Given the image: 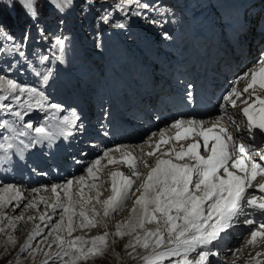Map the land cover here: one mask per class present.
I'll list each match as a JSON object with an SVG mask.
<instances>
[{"label": "snow or ice", "instance_id": "1", "mask_svg": "<svg viewBox=\"0 0 264 264\" xmlns=\"http://www.w3.org/2000/svg\"><path fill=\"white\" fill-rule=\"evenodd\" d=\"M35 0H21L29 15L36 17V9L34 7ZM129 3H135L137 11L133 14L140 15L142 10L149 8L146 3H141L140 0H128ZM50 3L59 11L63 12L65 8L72 4V0H50ZM117 7H121L117 5ZM105 23L108 22L107 17H104ZM123 23H118L115 27H124ZM2 31V30H0ZM27 39V36L25 37ZM54 46L61 51L64 49L65 40L57 38ZM13 52L18 54L21 58H25V53L20 50L18 45L13 46ZM47 56L41 58L40 63L48 60ZM57 60L62 62V57L57 56ZM258 67L250 69L245 72L240 79H245L250 76V80L242 92L235 87L223 96V100L230 103L233 107L237 106L236 99L241 97L243 93H249V89H253L250 96H255L254 100L245 99L243 107L240 109L242 115L247 120V129L249 133H259L264 139V97L256 95V86L259 89H264V51L261 52L257 61ZM35 75L41 77V85L46 84L50 78L51 70L47 74L36 72ZM27 94L29 97L38 95L39 100L35 104H27L25 112L17 111L16 107L21 105V98ZM44 93L39 91L36 87L22 85L12 78H7L0 74V114L9 115L14 121L0 120V129H4L8 135L3 136V141L0 142V149L6 153L14 147L9 140H15L19 137L27 135L24 129H33V124L28 122L21 124L18 130L12 125L24 120V116L32 108H41L42 101L45 100ZM50 108L56 109L60 106L57 104H50ZM223 108V105H221ZM66 119V118H65ZM177 129L173 139L181 140L192 136L199 137L203 141V151L207 155H202L198 150L200 145L198 142L188 143L186 149L181 146L179 151H174L177 160H183L185 157L194 163H173L171 159H157L155 166L147 174L144 182L141 185L140 195L136 197L133 205V212L140 209L139 226L143 227L145 220L149 223L153 221L162 220L164 224L163 231L160 228L149 230L145 232L144 239L141 240L139 236L136 237L137 244L147 248L149 247L150 238H154L151 242L155 248H160L164 244V232L167 233V244L173 245L166 249V251L155 254L156 259H163L168 256H179L180 250L183 248L185 255L195 249L205 248L212 245L225 230L232 227L234 221L238 222V218L245 213L246 208L254 211L258 210L260 214L264 215V196L257 197L249 194L248 189L252 187V181L259 175H264V166H261L251 157L256 155L254 151H250L244 143H236L235 138L231 135L229 130L220 123V120H215L211 127L203 126L202 121L197 120H176L172 125ZM255 130V133H254ZM35 133L43 134L44 127H35ZM161 140L163 143H168L165 139V133L161 131ZM39 140H32L30 143H25L20 140L19 143L26 149ZM211 142V143H210ZM159 146V145H158ZM105 153V157H107ZM152 155V153H148ZM260 160H264V155H260ZM125 163L129 166H135V158L131 153H126L124 158ZM247 161V163H246ZM113 160L109 159V163ZM100 163L97 159L89 166L86 171L89 176L94 175V167ZM147 167V164H146ZM236 169L242 175L230 171ZM99 169H96L98 172ZM112 195L103 201L104 215L109 214V209L113 212L122 208L124 202L133 194L132 187L134 180L130 177L123 176L120 172H113L112 174ZM133 177L138 178L139 173L133 171ZM119 178V179H117ZM80 178V183L83 181ZM73 181H68L66 188L70 189ZM95 188L96 185H90ZM259 191L264 193V184L258 185ZM11 191V186L4 189V192ZM52 191L55 193L57 188L53 186ZM68 194L67 192L65 193ZM83 193L81 192V196ZM19 191L9 198H20ZM71 200V198H69ZM5 197L0 194V205L3 204ZM99 202V201H98ZM152 206L151 208L149 206ZM35 207L34 204L30 205ZM61 205H50L55 210V207ZM65 212H72L71 203L68 206H62ZM159 213V217L156 215ZM80 216L84 217L86 223L81 227L93 226L94 220L88 219L86 210L81 208ZM95 215V213H93ZM41 220L45 217L41 216ZM247 225H253L250 232L249 244H255L259 239H264V222L258 226L253 219H245ZM135 226H133L134 228ZM71 218L69 219L68 232L71 235ZM127 233L120 231V225H117L116 236H123ZM108 233L105 232L101 236L93 237L91 241H84L82 237H76L74 240L68 241L69 247L74 251L75 260L85 259L90 256L100 255L102 247L106 245V238ZM32 238L31 236L29 237ZM11 239V238H10ZM58 247L63 246V239L57 237ZM80 244L91 243V247L85 249L78 247ZM132 246V245H126ZM64 255H68L67 252ZM217 255L216 252L209 250H200L198 259L196 261H189L186 258L179 262V264H208L209 257ZM260 255V253H257ZM59 256V254H57ZM146 264H152V260L145 257Z\"/></svg>", "mask_w": 264, "mask_h": 264}, {"label": "rangeland", "instance_id": "2", "mask_svg": "<svg viewBox=\"0 0 264 264\" xmlns=\"http://www.w3.org/2000/svg\"><path fill=\"white\" fill-rule=\"evenodd\" d=\"M45 2L48 7L46 6ZM45 2L44 0H35L34 6L36 7L37 22L36 24H32L31 20L27 19V16L29 15L24 4L21 3V0H0V5H6L7 10L12 14L11 16H15L21 23L17 25L16 31L12 30L11 28L8 29L2 22V16L0 14V30H2L0 31V74L5 75L7 78H12L22 85L25 84L23 81L29 80L32 77L37 79L34 76L35 73L39 71L41 65H45L46 67L48 66L47 60L44 61L43 64L40 63L41 58L46 56V42L48 45L49 42H51L52 46H54L57 37L62 39L63 35L65 36L66 34H70L72 32L71 29H68V27L63 24L61 19L59 21L57 17L54 18L52 15L53 13H48V9L52 5L50 0H45ZM106 2L112 7L109 5H104L100 8L101 12L104 13V17H107L109 21V15L112 13L110 8H114V5H120L122 9H125L126 5L128 4L133 5V7L136 5L135 3H129L128 0H106ZM20 4L24 12L17 13L19 9H17L16 5ZM123 11L125 12V10ZM124 12L120 11L121 14ZM80 14L82 15V19L86 20L84 17H87L88 14L86 15L85 10H81V7ZM22 20H25V23L21 22ZM88 20L89 22H86V24L84 23V28L87 38L92 40V38L95 37L93 35L95 19ZM39 31L42 32L41 35ZM26 36L27 39H25ZM43 37L46 38V42H44L45 40ZM42 42L45 45L42 44ZM14 45H18L20 50L27 54L29 57L27 63L23 62L27 56H25V58H21L18 54L13 52ZM0 120H3L2 114H0ZM93 189H97V187ZM97 191L101 192L100 189H97ZM0 192V194H2V191ZM100 200L104 201L102 198H100ZM93 201L97 203L95 199ZM66 205L67 203H65V206ZM91 205H93V203ZM4 208V206H0V264H51V258L58 250L57 239L52 240L50 235H40L37 233L34 235L35 237L33 236L32 239L25 241V234L32 226L30 228H27V224L22 226V222L18 223L17 220H15L18 215L15 214L13 219L11 215L9 216V214H7L8 210ZM27 212L28 211H26V213ZM93 213H95V215H93ZM86 215L88 219L94 220L96 226L81 227V225L86 223V221L84 218H80V216L75 215L74 222L79 223V228L72 227L71 235H69L68 231V235L66 233H64V235L62 232V239L64 241L63 244L67 245V240L73 238L74 235H76V237H82L84 241L90 242L93 237L101 236L105 232L108 233L110 229L112 233L113 231L115 232V229L117 230V225L123 226V222H119L114 225V229V227L110 225L111 219L108 217V221L105 223L103 222L102 224V222L98 219L100 214L97 213V211L86 212ZM120 216L119 214H116L114 219L116 221H120L122 219V216ZM99 226L104 229L100 230L98 228ZM156 226L157 224H155L154 228H156ZM159 227L160 226H157V228ZM150 228L147 227L145 231L142 229L141 232L138 231L135 233L133 235L135 236L134 240H131L132 237L129 238L127 236L123 240L113 241L109 240L107 236L106 245L102 247V253L100 255L90 256L87 260L80 259L75 262V264H146L144 259L145 257L150 258L152 260V264H161L163 259H156L155 255H151L156 251V248L151 242L154 240V238H150L149 247L147 248L140 246V244H137L136 242V237L139 236L141 240L144 239L143 237L145 232L149 231ZM154 228L151 230L154 231ZM126 245L132 246L126 247ZM91 246V243H84L80 244L79 247L87 249ZM70 256H73V254ZM71 263L72 262H66L63 264Z\"/></svg>", "mask_w": 264, "mask_h": 264}, {"label": "bare ground", "instance_id": "3", "mask_svg": "<svg viewBox=\"0 0 264 264\" xmlns=\"http://www.w3.org/2000/svg\"><path fill=\"white\" fill-rule=\"evenodd\" d=\"M74 4H75L74 3V0H72V4L70 6H72ZM250 54L248 56H246V63H247V60L249 58H252V55H250ZM236 69L238 70L239 68H236ZM109 174H110V171L108 169H106V171L104 173V178H106ZM111 183H112V181H111ZM93 184H94L93 181L89 182V186L90 185H93ZM105 184L106 185H109V182H107ZM141 185L142 184L139 185V189L138 190H135V191L132 192L133 194H132V198L130 199V202L126 203L125 204V207L126 208L122 212L119 213V216L120 215L122 216V219L120 221H116L114 219L115 216H116V212H113L111 209H109V214L107 216L103 215L104 214V206H103V203L102 202L100 203L101 205L98 204V203H96V202L95 203L93 202L94 204L91 205L90 204V198L86 199L87 202L90 205L89 207L93 211H97V213L100 214V216H98V219H99V221L102 222V224H103V222L104 223L107 222L108 221V218H110L111 219L110 220V223L113 224L112 226L115 229V226L114 225L116 223L123 222V226H120V231L121 232L122 231L123 232L125 231L124 233H127V234L126 235H123V236H116L115 235L116 229H115L114 234L112 233V231L110 229L108 231L109 234L107 235L109 240H114V241L119 240L120 241V240H123L127 236L129 238L132 237L131 240H134L135 239V236H133V235L135 233H137L138 231L141 232L142 229H144V231H145L147 229V227L150 228L152 226V223L153 222H154L153 223L154 225L157 224V226H161V224L159 223V221H153V222L149 223L147 221V219L145 220V222L143 224V227H140L139 226L140 209L137 208V211L134 213L133 212V205H134V201H135L136 197L140 195V191L142 190L141 189ZM103 186H104L103 183H100V184L96 185L97 189H100L101 191H102ZM5 188H7V187L6 186H1V189H3V190L0 189V191H2V194L5 197V200L3 202V205H0V206H4L5 207L4 209L8 210L7 214H9V216L11 215V217L13 219H14V215L15 214L18 215L15 220H17L18 223L22 222L21 223L22 226H24L25 224H27L28 225L27 228H30L31 226L33 227V225L35 224V222L38 221V218H37L38 209L45 202V200L48 197V194H41V193L35 192V193L30 194L28 196V199L26 201L25 200L11 199V201L9 202V198L12 197V196H14V195H9L8 192H4V189ZM79 189H80L79 187L76 188L74 186L75 193H78L80 191ZM97 189H93L92 188V191L90 193H88V195H90L89 197H92L94 195L95 201H99L100 200L99 192L97 191ZM65 203L63 205H61V207L62 206H65ZM32 204H34L35 207H31L30 205H32ZM66 206H68V204ZM149 207L151 208L152 206L150 205ZM26 211H28V212L26 213ZM156 215L159 217L160 214L159 213H156ZM70 218H71V220H73L71 216L68 217L66 221H63V219H62L63 222L61 223L60 227L58 228V231H56V227H54V228H52L50 230L46 229L45 232L43 233V235L44 234L47 235V236L50 235L52 240L53 239L56 240L57 237H58V235L62 234V232H63V234L66 233V230L69 228V219ZM78 224H79L78 222H73L71 224L72 225L71 227L79 228ZM133 226H135V227L133 228ZM98 228L100 230H103L104 229V228H102L100 226ZM63 234H62V237H63ZM165 237H167V233L166 232H165ZM33 240H34V238H33ZM74 259H75L74 256H69L68 261L73 263V260ZM75 262H77V260H75Z\"/></svg>", "mask_w": 264, "mask_h": 264}, {"label": "trees", "instance_id": "4", "mask_svg": "<svg viewBox=\"0 0 264 264\" xmlns=\"http://www.w3.org/2000/svg\"><path fill=\"white\" fill-rule=\"evenodd\" d=\"M16 6H17V9H19L17 13L24 12L22 10L21 4L16 5ZM0 14L2 16L1 20L8 28L14 29L15 27H17L16 25L21 24L15 16L13 17L11 16L12 14L7 10L6 5H3V6L0 5ZM27 19H29V16H27ZM21 22H25V20H22Z\"/></svg>", "mask_w": 264, "mask_h": 264}]
</instances>
